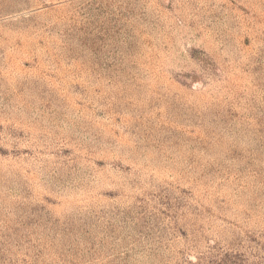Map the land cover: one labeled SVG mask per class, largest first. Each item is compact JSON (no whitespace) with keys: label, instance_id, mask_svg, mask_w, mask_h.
Masks as SVG:
<instances>
[{"label":"rangeland","instance_id":"rangeland-1","mask_svg":"<svg viewBox=\"0 0 264 264\" xmlns=\"http://www.w3.org/2000/svg\"><path fill=\"white\" fill-rule=\"evenodd\" d=\"M0 264H264V0H0Z\"/></svg>","mask_w":264,"mask_h":264}]
</instances>
